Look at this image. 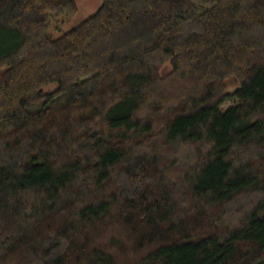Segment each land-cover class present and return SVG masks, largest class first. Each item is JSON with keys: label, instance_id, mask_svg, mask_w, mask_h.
Segmentation results:
<instances>
[{"label": "trees", "instance_id": "trees-1", "mask_svg": "<svg viewBox=\"0 0 264 264\" xmlns=\"http://www.w3.org/2000/svg\"><path fill=\"white\" fill-rule=\"evenodd\" d=\"M76 11L0 0V264H264V0Z\"/></svg>", "mask_w": 264, "mask_h": 264}, {"label": "rangeland", "instance_id": "rangeland-1", "mask_svg": "<svg viewBox=\"0 0 264 264\" xmlns=\"http://www.w3.org/2000/svg\"><path fill=\"white\" fill-rule=\"evenodd\" d=\"M101 0H76L77 11L75 15L71 17H63L61 15L50 16V24L46 28V32L50 35L57 37L66 30L77 26L91 14H93L100 6ZM168 67V65H166ZM53 86V85H52ZM52 86L46 87V89L52 88ZM231 104L230 100H227L223 107H227Z\"/></svg>", "mask_w": 264, "mask_h": 264}]
</instances>
